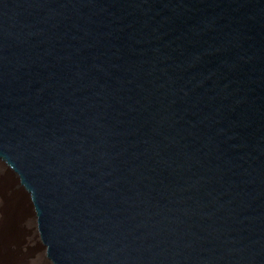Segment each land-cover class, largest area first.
<instances>
[{
    "label": "water",
    "instance_id": "water-1",
    "mask_svg": "<svg viewBox=\"0 0 264 264\" xmlns=\"http://www.w3.org/2000/svg\"><path fill=\"white\" fill-rule=\"evenodd\" d=\"M0 156L56 264H264V0H0Z\"/></svg>",
    "mask_w": 264,
    "mask_h": 264
},
{
    "label": "bare ground",
    "instance_id": "bare-ground-1",
    "mask_svg": "<svg viewBox=\"0 0 264 264\" xmlns=\"http://www.w3.org/2000/svg\"><path fill=\"white\" fill-rule=\"evenodd\" d=\"M17 178L20 181L13 167L0 156V264H56L52 257L48 256L47 245L42 237L45 245L43 249L51 262L41 255L28 261L27 255L17 249L14 238L15 228L18 221H22L27 214L26 201L23 195L25 188L21 181V188H16L18 185L15 182L19 183Z\"/></svg>",
    "mask_w": 264,
    "mask_h": 264
},
{
    "label": "rangeland",
    "instance_id": "rangeland-1",
    "mask_svg": "<svg viewBox=\"0 0 264 264\" xmlns=\"http://www.w3.org/2000/svg\"><path fill=\"white\" fill-rule=\"evenodd\" d=\"M18 182L19 183L15 182V184L18 185H15L17 189L21 188L19 179ZM23 190L27 206V214L23 217L22 221H18L15 228L14 238L15 243L17 244V249L27 255L28 261L33 260L34 257H38V255L45 256L47 260H49L46 251L43 249L45 245L38 230L37 219L31 196L26 189Z\"/></svg>",
    "mask_w": 264,
    "mask_h": 264
}]
</instances>
